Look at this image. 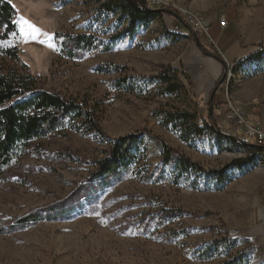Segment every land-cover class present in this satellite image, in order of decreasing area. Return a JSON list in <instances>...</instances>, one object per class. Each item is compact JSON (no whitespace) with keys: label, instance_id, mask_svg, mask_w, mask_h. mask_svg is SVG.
<instances>
[{"label":"rangeland","instance_id":"rangeland-1","mask_svg":"<svg viewBox=\"0 0 264 264\" xmlns=\"http://www.w3.org/2000/svg\"><path fill=\"white\" fill-rule=\"evenodd\" d=\"M8 1L16 9L18 27L10 44L20 57L19 63L7 60L9 65L25 64L38 88L86 103L108 136L146 129L151 137L142 163L120 176L92 180L93 162L105 156L107 141L69 129L33 142L0 173V264H227L239 256L244 264H264V155L257 154L254 165L228 169L235 178L217 190L204 173L175 175L155 139L205 170L222 169L249 155L241 144L219 139L211 130L184 140L178 130L163 126L159 116L188 110L197 112L202 124L212 110L216 121L228 99L245 111L250 123L264 116V64L237 65L246 52L264 47V0H170L203 16L210 36L187 26L176 28L178 18L165 16L140 26L133 36L122 35L109 49L104 44L110 42L111 30L97 17L96 0ZM21 17L51 39H25ZM92 22L103 43L94 50H77L74 58L60 54L57 34L90 33ZM219 34L221 40L213 43L211 38ZM241 53L245 55L234 60ZM110 64L123 69L111 71ZM169 68L176 69L185 86L175 94H164L163 85L149 79ZM123 78L126 85L118 88ZM129 82H135L134 89ZM65 197L56 211L66 206L72 213L12 227L29 209ZM228 234L232 249L220 247L213 257H203L206 245Z\"/></svg>","mask_w":264,"mask_h":264},{"label":"trees","instance_id":"trees-1","mask_svg":"<svg viewBox=\"0 0 264 264\" xmlns=\"http://www.w3.org/2000/svg\"><path fill=\"white\" fill-rule=\"evenodd\" d=\"M96 3L98 4L97 17H101L103 23L107 24L108 30H111L110 42L104 44L108 49L122 35L130 37L136 34L142 25H148L156 19H163L165 16L173 18V15L168 12L145 7L142 0H96ZM15 16L16 9L13 4L8 0H0V173L14 160L24 156L33 142L50 134L69 129L94 133L107 141L109 145L105 156L93 162L95 169L90 180L120 176L142 163L146 158V139L150 136V131L140 129L112 138L101 128L96 113L86 103L38 88L37 79L27 70V65L22 64V68H19L8 64L7 60L20 62L18 49L10 44V40L18 32ZM111 18H113V22L109 24L108 21ZM90 25V33L57 34L56 37L61 38L60 54L67 58H74L77 50H94L103 43L96 31L92 29L93 22ZM104 33H107L106 30ZM196 40L202 51H205L206 47L198 35ZM247 62L258 66L263 65L264 47L259 46L257 50L249 52L245 57L239 59L237 65L242 66ZM109 68L111 71L113 69L114 72L123 69L111 64ZM149 79L152 82L157 81L158 84H162L164 94H175L185 87L179 80L174 68H169L161 74L149 77ZM221 79L222 77L216 81L214 89L219 85ZM125 85V78L117 82L118 88L125 87ZM128 85L129 89L132 90L136 84L129 82ZM212 92L213 90L209 93L208 101ZM199 116L197 112L175 110L164 111L159 119L166 128L178 130L180 137L184 140H188L189 136H200L206 130H211L219 139L221 137L241 144L249 152V155L246 158L234 160L222 169L205 170L164 141L154 138L161 148L163 162L165 164L172 163L175 175L204 173L208 183L213 181L215 188L221 190L235 178L232 173H227V170L256 164L255 156L257 154L264 155V145L259 146L250 140L227 137L220 133L213 116L208 115L207 120H204L202 124L198 122ZM83 185L82 182L78 188ZM68 197L29 209L15 218L11 224L12 227H26L43 219L53 220L64 214L72 213L73 208L66 210V206H63L60 211H56ZM170 212L171 214L176 213L173 209ZM45 213H47L46 216ZM229 231L236 235L241 232L239 230ZM2 233L3 230H0V234ZM228 236L230 235L225 236L223 240H215L206 245L203 257L211 258L218 253L220 247L227 246L230 241ZM227 247L233 248L232 244ZM244 263L245 260L241 256L227 262V264Z\"/></svg>","mask_w":264,"mask_h":264},{"label":"built area","instance_id":"built-area-1","mask_svg":"<svg viewBox=\"0 0 264 264\" xmlns=\"http://www.w3.org/2000/svg\"><path fill=\"white\" fill-rule=\"evenodd\" d=\"M144 6L175 13L178 18L176 21L177 24L175 25L176 28L180 29L187 26L195 34L210 36L209 27L205 25L204 19L188 17L184 13V8L180 5H174L173 8H166L165 0H144ZM220 23L222 27L227 25L225 18ZM211 41L214 43L212 38ZM219 115L216 124L221 126L222 129H226L232 134L238 135L246 140H252L259 146L264 145V130L261 127V122L250 123L247 114L238 104H233L230 100H226Z\"/></svg>","mask_w":264,"mask_h":264},{"label":"snow or ice","instance_id":"snow-or-ice-1","mask_svg":"<svg viewBox=\"0 0 264 264\" xmlns=\"http://www.w3.org/2000/svg\"><path fill=\"white\" fill-rule=\"evenodd\" d=\"M22 22L21 33L25 39L38 40L40 43H46L45 40H39L40 36H47L51 39V34L43 33L40 28H38L34 23H32L27 18L21 17L18 23ZM27 29V30H26ZM50 47H54L53 44H49Z\"/></svg>","mask_w":264,"mask_h":264},{"label":"bare ground","instance_id":"bare-ground-1","mask_svg":"<svg viewBox=\"0 0 264 264\" xmlns=\"http://www.w3.org/2000/svg\"><path fill=\"white\" fill-rule=\"evenodd\" d=\"M165 5H166V8H173L174 5H176V4H174V3L171 2L170 0H165ZM147 8L150 9L151 7H147ZM153 9H154V8H153ZM155 9H158V8H155ZM160 10H161V9H160ZM184 13H185V15H187L188 17H193V18H195V19H203V16L196 15V14H193V13H189L188 11H185V10H184ZM232 67H233V66H232ZM232 76L234 77V75H232ZM229 81H230V77L228 78V81H227V82H229ZM228 100H230V102H232L231 99H228ZM232 103H233V104H237V103H235V102H232ZM217 127H218L220 133L223 134V135H225V136H227V137L236 138V139H238V140H246L245 138H242V137H239L238 135L232 134L231 132H229V131L226 130V129H222L221 126H219L218 124H217Z\"/></svg>","mask_w":264,"mask_h":264},{"label":"crops","instance_id":"crops-1","mask_svg":"<svg viewBox=\"0 0 264 264\" xmlns=\"http://www.w3.org/2000/svg\"><path fill=\"white\" fill-rule=\"evenodd\" d=\"M219 30H221V28H220V26H219ZM221 32V31H220ZM213 40L214 41H216V42H219L220 40H221V34H219V35H217V38L216 39H214L213 38ZM236 43V42H235ZM230 45H232V44H229L228 46H226V48H225V50H228V49H230ZM249 52H246V55L248 54ZM225 55V54H224ZM245 55V53H241V54H237V55H235V57H234V60H236L237 58H240L241 56H244ZM259 118H261V127H262V129L264 130V116H259V115H257V117H254L251 121L252 122H255V121H258L259 120ZM255 178V177H254ZM256 179V178H255ZM262 184V183H261ZM254 185V186H253ZM252 186H253V188L255 189L258 185H260V183H258V184H253Z\"/></svg>","mask_w":264,"mask_h":264},{"label":"water","instance_id":"water-1","mask_svg":"<svg viewBox=\"0 0 264 264\" xmlns=\"http://www.w3.org/2000/svg\"><path fill=\"white\" fill-rule=\"evenodd\" d=\"M142 1H143V3H144V0H142ZM157 10H159V11H163V12H168V13H170V14H172V15L176 16V14H175V13H173V12H170V11H165V10H160V9H157ZM213 95H214V94H212V96H211V98H210V101L213 99ZM210 114L212 115V110L210 111Z\"/></svg>","mask_w":264,"mask_h":264}]
</instances>
